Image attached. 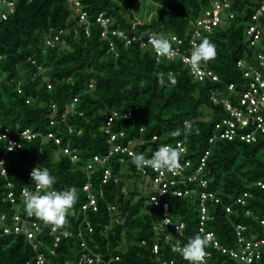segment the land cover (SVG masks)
Instances as JSON below:
<instances>
[{"label": "trees", "instance_id": "16d2710c", "mask_svg": "<svg viewBox=\"0 0 264 264\" xmlns=\"http://www.w3.org/2000/svg\"><path fill=\"white\" fill-rule=\"evenodd\" d=\"M13 1L14 11L6 19L0 16V128L9 127L21 146L4 155L8 141L0 139V160L7 171L0 176V216L6 217L0 226V264H36L25 231L4 232L5 226L15 225V215L24 228L38 223L40 250L52 264L77 261L83 242L103 259L117 255L115 264H188L172 245L203 235L202 191L213 195L204 200L209 215L205 230L220 243L238 245V224L245 226L247 239L263 236L264 132L255 131L251 141L219 138L215 124L231 117L221 100L229 98L237 106V92L248 89L250 79L238 62L260 67L257 54L264 55V40L252 44L246 28L256 23L253 14L264 0H228L233 16L197 38V44L206 38L215 46V56L200 65L217 80L194 78L181 58L157 61L152 45H142L138 38L159 35L171 45L169 36L176 35L183 40L181 50L189 53L197 21L213 0ZM99 16L109 17L111 29L135 39L126 44L112 33L102 37ZM258 23L264 26V10ZM59 30V42L46 46V37ZM169 72L174 84L167 81ZM212 94L220 101L213 102ZM203 108L210 110V118L203 116ZM113 112L117 115L108 127ZM259 114L264 119V109ZM25 129L35 136L16 133ZM177 129L179 134L172 135ZM177 141L185 145L179 152L181 175L137 167L127 153H108L122 144L147 159L160 145ZM37 166L49 169L56 190L74 187L78 193L66 223L52 233L54 225L27 214L23 206L21 192L33 188L30 172ZM186 189L191 193L184 195ZM9 193L13 200L6 198ZM90 195L96 204L84 209ZM165 218L183 222V229L165 225ZM55 237L59 242L54 247ZM205 250L210 254L202 264H246L215 249L211 241ZM260 262L264 264V248Z\"/></svg>", "mask_w": 264, "mask_h": 264}, {"label": "built area", "instance_id": "2783aa9c", "mask_svg": "<svg viewBox=\"0 0 264 264\" xmlns=\"http://www.w3.org/2000/svg\"><path fill=\"white\" fill-rule=\"evenodd\" d=\"M77 5V3H76ZM264 8L258 7L255 13L253 14V19L256 23H252L248 28H246V33L248 37L251 39V43L255 44L256 42L260 40H264V26L258 23L259 17L262 15ZM14 11V1L13 0H0V16L2 19H6L8 13ZM232 11L230 9V3L228 0H213L212 4L209 9H207L204 13V15L198 19L197 21V29L195 28V31L192 34V38L190 40V43L192 45V48L194 45L197 44V38L201 35V32H210L214 30L216 27L223 25L230 17H232ZM84 16L82 15V18ZM97 21L99 22L101 26V36L107 37L109 33H112L126 41V44L130 43L131 40H134L135 37H128V35L120 30V29H111L108 25L110 22L109 17L105 16H99L97 18ZM62 30H59L58 33L54 36H47L45 39V45L46 46H54L59 42L60 39V33ZM155 36V35H151ZM172 44L170 45V51L167 54H157L156 53V60L160 61L162 57H166V59L172 60L176 58H181L185 63L189 65L188 57L192 50L190 49L189 53H184L181 50V44L183 43V40L176 36L171 35L169 36ZM141 40L142 45H145L146 43H150L149 38L144 39L142 36L138 37ZM114 50V43L113 41H110L109 43V51ZM257 60L259 62L260 67L255 68L251 66L250 64L245 63L244 61L238 62V64L244 68V76L246 78H249V85L248 89L242 92H237L239 97L238 105H234L229 98L222 99L221 102L223 103V106L225 107L226 111L230 114L231 117H226L222 119V121H219L215 124L216 129L219 131L218 137L219 138H228V139H234L238 137L240 140L245 141H251L255 139V131L264 132V119L261 114H259L260 109H264V55L262 53L257 54ZM191 71L193 73L194 78H197L199 80L204 79L206 76L210 75L213 80H217V76L213 75V72L210 70H207L206 68L201 67V65L195 69L191 68ZM92 86V85H91ZM228 89L230 91H234V85L228 84ZM211 99L213 102H219L217 97L212 94ZM77 98H74V101H76ZM72 109V107H70ZM117 115L116 112H113L108 120H107V126L109 127L111 125V121L114 119V117ZM65 116L62 115V119ZM187 124V122H185ZM71 131V129H69ZM13 131L9 127H5L1 130L0 128V139H5L8 141V145L5 148L4 155L10 152L14 147H20L21 143L17 140L12 138L10 135H12ZM15 133V131H14ZM18 134H21L25 136L26 138H31L35 136L34 133H31L29 129L22 130L21 132H17ZM122 134V132H121ZM48 136L52 137V134H49ZM111 140L116 139V134L112 133L110 134ZM154 139L156 136L153 137ZM216 138L215 135L211 137V141ZM56 142H59V139H56ZM170 145L172 147H175L178 149L179 152H182L185 150L184 142L177 141L174 145L173 144H166ZM11 148V150H9ZM67 151V150H66ZM68 152V151H67ZM127 153L128 155H135L132 148L129 146L122 144H115L113 148L108 152L110 155L112 153ZM108 157V156H107ZM75 159V157H74ZM98 157H96L97 161ZM101 162H104L106 160V157H103L101 159H98ZM3 161V158L0 160ZM188 164V163H187ZM88 168H91V165H88ZM184 169V166L179 165L178 168L170 170L174 174L181 175L182 171ZM6 167L3 164H0V176L6 175ZM106 174H108V171H105ZM162 174V172H160ZM195 177L192 176L189 178V180L194 179ZM160 181V177L155 179V184ZM260 184V183H259ZM9 185H11L9 183ZM165 184H163L164 186ZM264 187V184H261ZM202 186H205V183L202 184ZM84 190L89 189V183L84 185ZM164 191V189H162ZM193 192V191H192ZM184 195H187L191 193L188 189L184 190ZM180 194V192L178 193ZM209 197H213L211 193H206L205 191H202L200 193L201 197V214H200V222H199V230L203 234H209L210 240L214 246L215 249L220 250L223 253H227L237 260L244 262L246 264H250L255 262L256 264H262L260 262L263 248H264V235L261 237H256L252 239H247L245 236H243V231L245 229V226L238 224L236 226V234L238 237V245L236 247H227L226 245H223L220 243V241L216 238L215 234L212 231L205 230V221L207 218H209V215L207 214V208L204 204V200ZM7 199L13 200L12 194L9 193L6 196ZM89 204L84 205L83 208L86 209L89 205H95L96 200L93 197V195L89 196ZM155 200V197H153ZM241 200V199H240ZM156 201V200H155ZM217 201V199H216ZM239 201V200H238ZM243 202V200H241ZM227 211L230 212V209L227 208ZM5 215L2 214L0 216V226L4 225L5 221ZM16 223L12 228H9L5 226L4 232L7 233H18L22 230L25 231L28 239L30 240L32 244V248L35 251V259L36 264H52L50 263L49 259L45 255V253L40 250V246L42 244L41 240L38 239L37 234L40 232V227L38 226V223L32 222V224L28 225L30 227L24 228L26 224L18 223L20 220L19 216L14 217ZM163 223L166 225L168 223H171L173 227L180 231L184 227L183 222H170L169 218H165L163 220ZM259 223L261 227L263 228L264 232V218L259 220ZM56 229V226H52L50 231L51 233ZM264 234V233H263ZM37 237V238H36ZM36 238V239H35ZM59 242V237H55V240L53 242V246H57ZM177 248L183 247L178 241L176 242ZM84 252L79 256L78 260L74 263H68L65 264H115V262L119 259L117 255L111 256L109 259H103L99 255H95V251L90 249L88 246H86V243H82ZM158 250L157 244H154L153 251L156 253ZM51 252H54L53 248H51ZM209 251L205 250V255L202 258V263L206 262L207 257L209 256ZM165 263V262H164ZM171 264H173V261H170Z\"/></svg>", "mask_w": 264, "mask_h": 264}, {"label": "clouds", "instance_id": "9594fccd", "mask_svg": "<svg viewBox=\"0 0 264 264\" xmlns=\"http://www.w3.org/2000/svg\"><path fill=\"white\" fill-rule=\"evenodd\" d=\"M259 7L264 8V4ZM225 24V23H224ZM149 41L152 49L157 54H167L170 51V42L163 36H150ZM215 46L208 39H202L194 45L188 62L190 68H197L202 62H207L215 56ZM167 81L174 84L175 76L169 72ZM179 129L172 132V135H178ZM11 150V148H9ZM180 153L177 148L170 145H160L151 155L145 158L142 154L132 156V163L137 167L147 165L153 169L173 170L179 167ZM3 164V161H0ZM31 184L33 188L23 189L21 197L24 210L29 215H35L45 223L61 226L66 223V214L74 205L78 198L77 190L74 187L56 190L52 187L55 183V177L50 173L47 167H34L30 172ZM63 235L68 236L67 231ZM264 235V234H263ZM210 235L196 233L190 236L183 247L177 248L172 245V251H179L181 257L188 261V264H202V258L205 255V249L209 243Z\"/></svg>", "mask_w": 264, "mask_h": 264}, {"label": "rangeland", "instance_id": "374dc122", "mask_svg": "<svg viewBox=\"0 0 264 264\" xmlns=\"http://www.w3.org/2000/svg\"><path fill=\"white\" fill-rule=\"evenodd\" d=\"M144 8V5L142 6V10ZM142 11L139 9L138 13H141ZM203 116H206L207 118L211 117V112L207 108H203Z\"/></svg>", "mask_w": 264, "mask_h": 264}]
</instances>
